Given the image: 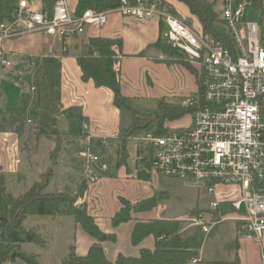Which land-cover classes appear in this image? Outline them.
Instances as JSON below:
<instances>
[{
    "label": "built area",
    "instance_id": "1",
    "mask_svg": "<svg viewBox=\"0 0 264 264\" xmlns=\"http://www.w3.org/2000/svg\"><path fill=\"white\" fill-rule=\"evenodd\" d=\"M246 5L244 0H223L220 19L228 37L224 44L148 0H120L115 9H87L81 15L70 10L67 0H55L49 17L40 0H18L13 20L0 23V70L13 67L2 48L13 38L41 34L67 46L99 34L111 14L161 21L165 43L197 68L200 91L180 102L193 109L189 126L133 140L151 148L152 172L188 180L192 187L213 196L209 214L217 213L216 218L208 220L198 214L184 219L188 228L197 227L206 234L212 226L231 219L238 223L242 239L260 245L264 234V44L260 25L245 20ZM113 68L118 70L117 64ZM82 133L88 146L92 136L85 124ZM100 143L106 145L105 139ZM84 157L87 180L94 183L89 165L98 158L90 153ZM101 169L106 170V165ZM219 186L236 188V195L228 192L220 197ZM221 203L228 204V210L220 211ZM163 208L159 206L158 211ZM261 260L264 263V251Z\"/></svg>",
    "mask_w": 264,
    "mask_h": 264
},
{
    "label": "rangeland",
    "instance_id": "2",
    "mask_svg": "<svg viewBox=\"0 0 264 264\" xmlns=\"http://www.w3.org/2000/svg\"><path fill=\"white\" fill-rule=\"evenodd\" d=\"M245 1L252 3V0ZM245 12L256 17L258 9L249 4ZM216 13L218 21L214 24L215 28L224 31V27L219 24L222 10L217 9ZM81 41L79 40V42ZM58 49H60V46ZM51 55L48 51H44L40 57L29 60L30 64H25L24 70L20 66L15 75L12 74L15 69L13 61L15 59H12L13 67L0 73V78L2 75H6L2 78L3 80H0L2 84L0 91V145L3 146V149L0 150V170L4 172L6 186L8 184L13 196L23 193L29 188L30 183L39 180L41 173L45 172L49 166L50 152L57 146L60 147L59 162L54 168L53 177L43 190L45 193L58 191L75 195L84 181L88 184L87 160L84 157L86 153L98 158V162L89 165L91 174L96 177L94 183H89L94 190L101 178L107 177L110 180H116L119 177L116 168V141L108 138L106 145H103L100 140L94 139L90 131L92 125L97 129L104 127L102 123L95 126L94 123H91L89 119L82 115L81 108L73 109L72 120L67 121V129L65 130H59L55 120H51V118H54L52 113L58 110L56 106L54 107L52 101L59 100L63 96V92L60 93V90H57L60 89V82L63 80V74L58 69L61 65L58 59H51ZM182 60L184 61L183 57ZM185 62L196 71V77L198 78L197 68L187 60ZM165 67L168 70L165 77V102H181L180 100L187 97V94H185V91L178 93V86H184L187 82V76L185 73L183 76V70L179 66L165 64ZM66 73L71 78L68 71ZM120 77L121 74H119V79ZM20 91H28L30 93L29 103L32 102V110H27L28 113L23 114L24 116L11 111ZM159 103L160 100L144 97L130 100L133 110L144 115L157 112ZM119 119L120 127H128L131 123V115L127 111H119ZM27 120L30 122H27ZM187 121L186 116L173 122V125H185ZM84 124L92 136L88 146L85 144V136L82 133ZM153 129L154 125H151L148 129L139 131L136 135L139 138L144 137ZM132 141L133 143L130 140L127 144L130 158V149L134 152L140 145L136 141ZM15 161L18 162L15 163ZM101 164H105L107 169L101 170ZM25 171L28 176L24 175ZM10 178H15V180H9ZM137 189L133 186L128 189L126 185L111 186L99 195L92 190L88 194V199L90 202L93 201L94 206L97 205L99 209L104 208L106 210L109 209V200L111 206L115 204V200L118 203L117 196L123 195L133 203L146 198V195L161 193L163 195L158 199L154 210L158 211V207L163 206V210L158 211L163 218H173L181 221L184 219L192 220L196 217L197 212L203 214L205 218L210 217L207 213L209 202L213 199V196L208 195L204 190L192 187L188 180L170 179L151 172V178L146 181L145 188L141 192H138ZM76 204L78 203L76 202ZM225 208H227L226 203H221L220 209ZM154 210L149 213L154 215ZM28 218V226L35 227L43 237L45 245L41 247L34 243L22 244L21 251L34 255L38 264H61L67 258L69 250L75 245L73 217L63 216L58 219H49L44 216H31ZM32 223L34 224L31 225ZM183 223L185 227H188L189 222ZM192 232H196L198 237H202L200 228L197 227L189 228L184 235H189ZM184 235L182 236L184 237ZM16 264L25 263L16 260Z\"/></svg>",
    "mask_w": 264,
    "mask_h": 264
},
{
    "label": "crops",
    "instance_id": "3",
    "mask_svg": "<svg viewBox=\"0 0 264 264\" xmlns=\"http://www.w3.org/2000/svg\"><path fill=\"white\" fill-rule=\"evenodd\" d=\"M77 1L78 0H67L69 8L73 12L75 11ZM206 1L210 5H212L215 12L217 11V9L222 10L223 8V0ZM169 2L178 13V16L181 19L185 20L191 28L200 29L199 23L193 16L190 15L189 10L185 5L178 2L177 0H170ZM245 2L247 4L246 7L249 4H252V6L254 5V7L258 9V14L256 17L250 16L247 12H245V20L256 22L260 25L262 29L264 44V0H252V3H249L247 1ZM97 35L119 39L121 42L119 51L116 50L115 53L119 56L117 67L118 73L121 74V81H119L121 93L125 97H127L129 101L132 98L144 97L152 98L154 100H160V102H165V77L168 74V70L166 69L165 64L168 63L164 61L165 57L156 48L151 46L160 37L163 38V35L160 33L159 20L152 19L149 21H141L134 18L123 17L118 14H111L108 17L107 25ZM59 46L60 49H58ZM2 48L8 55L10 61H12V59H15L13 60L15 65V69L14 71H12L13 75L18 72L20 66L22 67V70H24V65L28 64L29 60L35 57H40L44 51H48L52 54L50 57L51 59L59 60L61 66L58 69L63 74V80L60 82V89L58 88L57 90H60V93L63 92V96L59 100L56 99L55 101H52V103H54V107L56 106L58 110L52 113V116H54L55 119L51 118V120H55V123H57L56 126L59 130L67 129V121L72 120V113L74 112L73 109L81 108L82 115L89 119L91 123H94L95 126L99 125L100 123L104 125V127L98 129L93 125L92 127H90V131L93 134L94 139L100 140L101 138H104L106 142V140L110 138L111 140L116 141V168L118 171L117 175L119 176L118 179L110 180L107 177L101 178L95 190L92 185L86 183L88 185V190L80 199L77 200L78 204H87L88 212L94 217L97 226L102 232L115 235V242H104L101 244L107 260L114 264L118 255H123L125 257H136L138 256L139 250L142 248L153 249L155 246V240L152 236L145 238L137 247L131 245L130 237L135 221L123 223L116 228H113L111 226V219L113 215L120 209V199L123 198L125 200H128L125 196H117L118 203L116 202L117 200H115V204L113 206H111L109 200V209L106 210H104V208L99 209L97 205L94 206L92 204L93 201L90 202L88 199V194L92 190H94L95 193L99 195L105 192L107 187H113L117 185H126L128 189L133 186L138 188V192H141V190L145 188L146 181L138 177V166H136V162L137 159H140V157L142 156L141 149H143L145 146L139 145L134 152L132 151V149H130L131 158L130 156L128 157L126 166L118 167V143L120 140L119 133L121 129H127L130 125L124 128L120 127L119 110H117L113 106V94L109 90L105 88H95L92 81H88L87 83H83L81 81V72L76 63V57L79 53L80 42L71 41L67 46H64V44L60 43L54 38L36 34L25 35L8 40L3 44ZM173 65L182 68L183 76L184 73L187 76V85L185 83L184 86H178L179 90L177 92L181 93L185 91V94H187L186 96L193 95L197 91L195 77L185 67L178 64ZM66 71H68V73L71 75V78L67 73L65 74ZM1 72H3V70H0V73ZM4 76L6 75H2L0 80H3L2 78H4ZM1 87L2 84L0 83V91ZM21 94H26L28 95V97L30 96V93L28 91H20L19 96ZM18 99L16 100L15 104L13 102L14 106L16 105ZM174 103L180 102H171V104ZM13 108L11 110L12 112ZM27 110H32V102H28V106L24 115L28 113ZM187 118L188 121L185 125H173L172 122L168 123L167 126L170 130L185 128L189 126L191 122L190 117ZM27 122L30 121L27 120ZM150 133H152V131ZM134 137L138 136H132L127 140V142L131 140V142L133 143L132 140ZM2 149L3 146L0 145V150ZM58 162L59 159H57V164ZM49 167L50 162L47 169ZM54 168L51 178L54 174ZM45 172H42L41 175H43ZM148 172L150 179L152 171L149 170ZM24 175L28 176V173H26L25 171ZM41 175L39 178H41ZM12 179L15 180V178H10L9 180ZM32 183H30V185ZM6 187L8 191L11 192L10 188H8V184ZM228 192L236 195V188L221 186L217 187V193L220 195V197L224 196V194ZM151 195L152 194H149V196L146 195V198L150 197ZM141 200L134 201L133 203L139 202ZM226 205L227 208L220 209V211L224 212L228 210V204ZM209 213L210 211H208L207 213L210 217L206 219L211 220L213 218L214 220L217 216V213ZM154 215L148 213L140 215L139 218L173 219L161 217L160 213L156 210H154ZM47 218L50 219L51 217ZM28 219L29 218H26V220L24 221V227L35 228L28 226ZM33 224L34 223H32L31 225ZM238 227L239 226L236 221L228 219L216 224L215 226H212L210 231L206 234L200 230L202 233L201 238L198 237L197 233L195 232L199 242L198 255L195 258V263H192L190 261L187 264H264L261 260V253L262 251H264V234L261 244L258 245L249 240L242 239ZM189 228L185 227L183 223V227L180 230L179 235H184ZM74 232L76 239L73 249L76 255L83 256L87 253L88 249L96 242L91 237H89L79 226L75 225V223ZM9 264H16V261Z\"/></svg>",
    "mask_w": 264,
    "mask_h": 264
},
{
    "label": "trees",
    "instance_id": "4",
    "mask_svg": "<svg viewBox=\"0 0 264 264\" xmlns=\"http://www.w3.org/2000/svg\"><path fill=\"white\" fill-rule=\"evenodd\" d=\"M18 0H0V23L13 20ZM55 0H40L42 11L49 17L52 12ZM135 3L137 0H128ZM157 2L161 8H167L173 15L178 16L170 0H148ZM187 7L200 25L195 29L201 34H210L224 44L228 43L225 31L215 28L218 21L217 13L206 0H177ZM120 0H78L74 13L81 15L85 10L91 9L96 12L112 10L118 7ZM183 20V19H182ZM186 24L187 22L183 20ZM160 22V33L163 32V25ZM220 26L223 27L221 19ZM188 25V24H187ZM189 26V25H188ZM190 27V26H189ZM162 36V35H161ZM121 42L119 39L108 38L101 35H92L80 42L79 53L76 63L81 72V81L87 83L92 81L95 88H105L113 94V106L121 111H127L131 115V123L127 129L120 130L118 143V167L126 166L128 160V142L132 136L139 131L148 129L154 125L152 133L164 135L169 132L167 124L190 117L192 108L182 106L181 103L160 102L157 112L149 115L138 113L130 105V101L121 93L119 73L113 69L118 64ZM152 47L156 48L168 64H178L185 67L195 77L197 91L199 79L196 71L185 61L186 57L168 46L163 38H159ZM182 57L184 61L182 60ZM196 91V92H197ZM29 97L21 94L13 112L23 115L27 109ZM181 129V128H180ZM60 147H56L50 153V167L41 175L38 181L33 182L30 187L13 196L6 187V176L0 170V264L13 263L20 260L25 264H38L36 257L21 251L22 244L34 243L43 247L45 241L35 228H26L23 223L31 216H44L61 218L63 216L73 217L75 225L79 226L89 237L95 240L83 256L76 255L73 248L68 252L67 258L61 264H112L105 256L101 246L104 242H115L114 234H106L97 226L94 217L88 212L87 204H76L88 190L86 181L75 195L66 193H45L43 190L49 182L53 168L57 165ZM141 157L137 159L138 177L142 180H149L151 161V148L145 146L141 149ZM163 194L153 193L150 197L131 204L128 200L120 199V209L113 215L111 226L118 227L123 223L135 221L132 229L130 242L134 247L147 237L152 236L155 240L153 249L142 248L136 257H125L118 255L114 264H187L198 255L199 242L196 233L180 236L179 232L183 223L176 219H143L140 215L148 214L157 206V201ZM200 214L196 213V216ZM161 236L165 238L157 241Z\"/></svg>",
    "mask_w": 264,
    "mask_h": 264
}]
</instances>
